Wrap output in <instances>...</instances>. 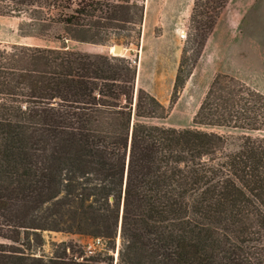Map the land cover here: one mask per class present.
Returning a JSON list of instances; mask_svg holds the SVG:
<instances>
[{
  "label": "trees",
  "instance_id": "1",
  "mask_svg": "<svg viewBox=\"0 0 264 264\" xmlns=\"http://www.w3.org/2000/svg\"><path fill=\"white\" fill-rule=\"evenodd\" d=\"M227 1L195 0L198 51ZM72 2L0 0L1 16L31 13L22 37H43L46 26L23 27L49 20L66 35L57 48L0 49V264H114L103 247L33 249L59 232L113 251L120 220L116 264H264V95L219 74L192 128L150 125L165 109L143 90L134 104L128 59L64 44L107 43L81 24L101 3ZM190 74L179 66L174 94Z\"/></svg>",
  "mask_w": 264,
  "mask_h": 264
},
{
  "label": "rangeland",
  "instance_id": "2",
  "mask_svg": "<svg viewBox=\"0 0 264 264\" xmlns=\"http://www.w3.org/2000/svg\"><path fill=\"white\" fill-rule=\"evenodd\" d=\"M72 1L73 7L76 8L79 0ZM87 1L101 3L103 12L96 11L81 24L92 32L105 36L107 43L98 45L66 40L64 44L71 51L107 56H113L109 54L108 48L123 46V58L136 67L134 104L138 90H143L165 109L163 118L153 119L148 124L176 130L192 128L202 99L215 76L219 74L234 77L264 95V0H228L199 51L197 24L191 22L195 0L183 32H173L167 20L163 19L162 24L156 23L157 12H168L169 7L165 10L154 7L165 5L167 0L151 1L153 8L148 11L145 29V0ZM175 3L181 5L180 12L183 14L189 0H175ZM97 7L93 6L95 10ZM45 13H49L51 18L56 16L55 10L52 9ZM30 14L24 13L19 17L0 15V49L9 50L14 45L51 48L62 46L54 36L66 35L62 27L51 20L34 29L25 25L23 27L25 32H41L39 28L46 26L42 31L43 37H22L19 26L30 23ZM181 64L183 70H190L191 74L179 92L174 94L175 77ZM232 144H236L235 139ZM43 238V247L34 248V253L39 257L50 258L60 252L62 244L72 245L74 254L84 251V245L91 237L44 232ZM100 240L103 247L100 254L111 255L113 263L116 264L121 245L120 236L117 233L113 251L107 250L109 243L105 239ZM66 253L71 256L72 251L67 249Z\"/></svg>",
  "mask_w": 264,
  "mask_h": 264
},
{
  "label": "crops",
  "instance_id": "3",
  "mask_svg": "<svg viewBox=\"0 0 264 264\" xmlns=\"http://www.w3.org/2000/svg\"><path fill=\"white\" fill-rule=\"evenodd\" d=\"M152 0H145V10H144V29L146 27V22L148 21L147 18L149 16V10L153 8L151 5ZM164 4H159L158 6H155V9L158 10H165L169 7L168 12H157L156 14V23L162 24L163 19L169 21V26H172L173 32H183L185 29V24L188 22L190 15L192 13L193 8V0H189V4L187 6L185 5V11L180 12L182 10L181 5L178 3H175V0H167V2H164Z\"/></svg>",
  "mask_w": 264,
  "mask_h": 264
},
{
  "label": "built area",
  "instance_id": "4",
  "mask_svg": "<svg viewBox=\"0 0 264 264\" xmlns=\"http://www.w3.org/2000/svg\"><path fill=\"white\" fill-rule=\"evenodd\" d=\"M90 240L86 245H84V251L87 255H93L102 248V243L100 239H88Z\"/></svg>",
  "mask_w": 264,
  "mask_h": 264
},
{
  "label": "water",
  "instance_id": "5",
  "mask_svg": "<svg viewBox=\"0 0 264 264\" xmlns=\"http://www.w3.org/2000/svg\"><path fill=\"white\" fill-rule=\"evenodd\" d=\"M110 48H108V52L110 55L117 56V57H123V54H121V50H123V46L121 45H115L112 48V51H109ZM120 226H121V220L119 221V227H118V235L120 236Z\"/></svg>",
  "mask_w": 264,
  "mask_h": 264
},
{
  "label": "bare ground",
  "instance_id": "6",
  "mask_svg": "<svg viewBox=\"0 0 264 264\" xmlns=\"http://www.w3.org/2000/svg\"><path fill=\"white\" fill-rule=\"evenodd\" d=\"M111 49H112V48H110L109 51H112ZM121 52L123 53L124 51L121 50Z\"/></svg>",
  "mask_w": 264,
  "mask_h": 264
}]
</instances>
